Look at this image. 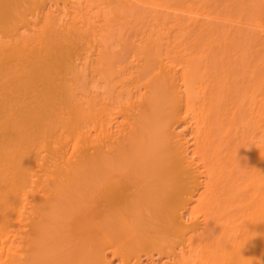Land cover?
Here are the masks:
<instances>
[{"label": "bare ground", "instance_id": "bare-ground-1", "mask_svg": "<svg viewBox=\"0 0 264 264\" xmlns=\"http://www.w3.org/2000/svg\"><path fill=\"white\" fill-rule=\"evenodd\" d=\"M0 264H264V0H0Z\"/></svg>", "mask_w": 264, "mask_h": 264}, {"label": "rangeland", "instance_id": "rangeland-1", "mask_svg": "<svg viewBox=\"0 0 264 264\" xmlns=\"http://www.w3.org/2000/svg\"><path fill=\"white\" fill-rule=\"evenodd\" d=\"M141 27V21H129L125 22L121 27H117V29H121L126 32V34H133L137 32V30Z\"/></svg>", "mask_w": 264, "mask_h": 264}]
</instances>
